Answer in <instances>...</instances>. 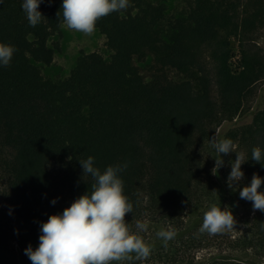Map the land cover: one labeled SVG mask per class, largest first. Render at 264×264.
<instances>
[{"label":"trees","instance_id":"1","mask_svg":"<svg viewBox=\"0 0 264 264\" xmlns=\"http://www.w3.org/2000/svg\"><path fill=\"white\" fill-rule=\"evenodd\" d=\"M22 3L0 2V43L16 49L0 66V264L32 263L25 250L39 246L40 225L91 191L94 180L80 164L89 156L101 172L128 165L119 173L133 205L125 221L151 253L132 254L126 264H256L197 258L208 246L199 229L213 203L241 224L228 248L264 259V212L239 195L253 174L264 178V157L252 160L253 148L264 153V97L250 124L224 135L235 152L221 154L214 173L220 157L208 143L264 82V0H182L176 13L165 0H129L96 23L110 58L81 54L57 81L40 66L53 63L49 42L63 26V0H43L35 27ZM241 152L244 177L230 188L231 162ZM169 229L176 235L165 246L156 234Z\"/></svg>","mask_w":264,"mask_h":264},{"label":"clouds","instance_id":"2","mask_svg":"<svg viewBox=\"0 0 264 264\" xmlns=\"http://www.w3.org/2000/svg\"><path fill=\"white\" fill-rule=\"evenodd\" d=\"M2 2V0H0ZM43 0H23L22 9L31 27H35L44 18L38 11ZM51 2V0H50ZM129 7V0H63V25L68 29L85 35L94 33L96 23L113 12ZM60 13H58L59 16ZM16 51L12 45L0 43V66H9ZM219 154L215 159L212 173L223 166L221 154L235 152L231 139L212 136L208 141ZM264 157L261 148L252 149V160L260 163ZM70 159V157H69ZM244 153H237L231 162L228 186L239 182L244 177L241 166L244 164ZM83 175L89 174L94 180L91 191L77 198L62 214L50 215L47 222L40 225L39 246L33 250L29 247L25 254L32 264H121L135 258L147 259L151 247L138 233L131 231L125 217L132 213L133 205L124 194V182L119 173L128 165L108 166L103 172L94 166V158L89 156L80 161ZM214 175V174H213ZM264 178L253 174L251 183L239 192L240 198L252 202L253 211L264 212V192L259 191ZM56 200L52 201L55 204ZM236 219L226 207L221 210L215 203L204 213L199 231L216 235L235 230ZM137 229L147 230V224L137 221ZM157 237L167 242L176 235L175 231L160 230Z\"/></svg>","mask_w":264,"mask_h":264},{"label":"rangeland","instance_id":"3","mask_svg":"<svg viewBox=\"0 0 264 264\" xmlns=\"http://www.w3.org/2000/svg\"><path fill=\"white\" fill-rule=\"evenodd\" d=\"M168 12L176 13L182 4V0H165ZM234 51L237 53V42L232 40ZM50 47L55 48V56L50 66H40L42 75L45 79L51 81L64 80L67 78L76 66L78 57L81 54L98 53L105 59H109L111 51L106 46V39L99 31L95 30L91 35H85L62 26L59 32L50 39ZM260 47L264 50V35L259 40ZM255 97L250 103L249 108L245 110L234 121L224 123L217 131V138H223L224 135L233 128L250 124L257 110L261 108V99L264 97V82L255 87ZM232 154L229 153V156ZM2 181V180H1ZM0 181V190L2 183ZM241 224L236 223L235 230L225 231L220 234H206L208 246L198 251L197 258L200 260H248L256 264H264V259L257 258L253 253L235 251L228 248L226 239L229 236L237 238L241 235ZM14 250L17 251V245L14 244ZM127 262H121L126 264ZM32 264V263H31Z\"/></svg>","mask_w":264,"mask_h":264}]
</instances>
